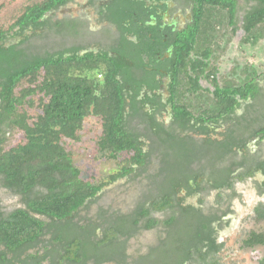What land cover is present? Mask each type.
I'll return each instance as SVG.
<instances>
[{
    "label": "trees",
    "instance_id": "obj_1",
    "mask_svg": "<svg viewBox=\"0 0 264 264\" xmlns=\"http://www.w3.org/2000/svg\"><path fill=\"white\" fill-rule=\"evenodd\" d=\"M67 1L31 0L15 9L8 3H0V12L3 8L8 12V15L0 16V54L8 56L7 60H0V124L7 129H18L25 135V142L5 149V131L0 128V184L19 193L25 204L6 214L0 211V264L107 262L111 258L96 255L97 250L112 248V241L128 230L156 225L159 220L149 216L150 211L176 207V189L173 178H169L158 187L155 195L149 196L148 208L139 203L129 213L119 216L116 223L106 221L100 237H96L94 223L91 227L89 223H72L71 216L105 185L134 174L137 169L143 170L148 153L141 147L140 133L129 128V118L133 116L137 101L134 97L129 103L126 101L120 76L123 80L127 78L119 71L122 65L116 57L106 50L77 55L75 48L38 53L26 46L30 41L26 32L33 31L35 37V31L46 25L59 28L60 21L49 24V18L45 16ZM253 1L256 6L243 17L242 44L255 45L264 35V0ZM116 2L109 17L118 24L116 15H130L131 11L127 0ZM192 2V23L177 33L169 102L182 127L188 125L191 129L193 124L199 123L200 130H204L205 122L216 123L220 117L230 119L241 102L253 100L260 91L258 79L264 72L257 73L252 65L240 68L243 76L238 82L226 81L220 87L216 79L217 68L211 64L213 45L218 28L224 22L235 31L237 3L235 0ZM53 31L60 33L61 29ZM14 36L23 38L19 43L7 44ZM199 79L209 80L215 89L212 97H207L209 102H204L206 109L195 113L190 109L189 99L202 101L205 96L201 93ZM185 91L191 96L183 98L181 92ZM251 105L252 102L247 108ZM89 116H93L101 127L98 146L103 154L109 158H115L121 152L129 154L119 170L98 182L80 177V170L68 150L69 142L79 139V131ZM244 127L235 125L227 129L226 140L221 144L223 154L235 153V149L246 153ZM254 135L264 137V126L254 130ZM161 145L164 157L170 152L177 156L184 148L174 139ZM219 148L214 145L212 152ZM213 157L212 154L211 161ZM258 166L264 172V161ZM231 171L230 166L225 167V176L229 177ZM253 172L254 168L248 167L236 177L244 180ZM200 181L198 178L195 183L199 185ZM226 186L230 187L231 182L227 181ZM36 187L45 191L30 197ZM255 213L256 219L262 222V229L246 235L242 240L245 248L264 244V206L258 205ZM41 217H46V222ZM219 219L220 215H204L190 206L178 205L176 214L161 221L168 227L167 237L162 240L163 244L152 250V253L159 250L160 256L146 255L144 260L149 264H183L185 261L215 264L208 259L221 244L214 240L215 229L211 223ZM85 225L91 228L89 233L84 232ZM45 228L46 234L52 232L50 250L42 254L38 251L27 253L22 257L44 234ZM258 264H264V257Z\"/></svg>",
    "mask_w": 264,
    "mask_h": 264
},
{
    "label": "flooded vegetation",
    "instance_id": "obj_2",
    "mask_svg": "<svg viewBox=\"0 0 264 264\" xmlns=\"http://www.w3.org/2000/svg\"><path fill=\"white\" fill-rule=\"evenodd\" d=\"M70 1L71 0H68L64 5L47 14L80 15V12L73 13L70 10H66L67 4ZM127 1L129 2L131 13L130 15H116V17H119L117 20L118 24L109 17L112 15L111 8L117 3L116 0H98L97 3H94L98 19L103 22L102 24L108 30L106 34L109 36L111 33L112 35L111 43L107 47L101 45L99 42L93 41L95 40L94 37L90 36L85 43L81 42L65 46L62 47L61 50L75 48V53L77 55H82L91 51L97 52L99 50H106L109 54L116 57L122 65L119 71L127 78L123 80L120 76L121 81L124 82L126 101L129 103L132 101V97L137 101V107L132 110L133 116L129 118L128 125L129 128L140 133L139 140L141 142V147L143 151L148 153L145 167L143 170L139 169V171H147L154 160L155 170L149 177L153 174L156 176L160 164H163L170 156L169 154L165 157L162 155V150L160 148L162 143L174 139L176 143H180V145L184 147L177 156L172 154L175 159L174 170H172V184H174L176 189L174 196L176 207L174 206L164 211H150L149 216L159 220V222L151 228H138L135 231L128 230L125 235L119 234L116 239L112 241L113 246L109 254L111 259L107 261L115 264H149L148 261L146 262V260H144V256L150 255L156 258L160 251L155 250V252L152 253V250L163 244L162 240L167 237L168 227L164 226L161 221L171 214H176L178 205L183 208L190 206L199 210L204 215H220L219 220L211 223V226L215 229L213 237L218 244L220 241H218L217 226L224 222L226 211H224L222 207L218 209L213 208L212 212L205 209L204 201L200 198L203 197L202 194L210 191L214 192L217 198L225 197V195L232 192L231 190L235 183L240 181L236 177L237 174L248 167L254 168V172L251 176H247L246 178L258 176L259 179H255L256 189L259 194H264V172L263 169L261 170L258 166L260 161H264V153H262L263 151L260 152V150L251 149L249 147L252 142L253 144L255 143V146H258L264 141V137L260 138L257 135L252 136L254 130L258 129L260 126H264V118L258 120L252 115L247 116L246 112L249 108H247V105L253 100H246L245 102H241L233 111L230 115V119L220 117L217 119L216 123H211V121L205 122L204 130H200L201 126L199 123L193 124V128L191 129L188 128V125L187 127H182L175 112L171 109V104L169 102L170 75L174 72L175 68V63H172V56L176 49L177 33L192 23L193 2L192 0ZM88 3L92 5L93 0H89ZM73 24L74 22L71 21L70 25ZM14 37L23 38V36ZM69 53L70 52H67V54ZM97 77L100 78L101 75L98 74ZM200 80L201 79H199L201 93L207 92L210 94V97H212V92L215 89L214 86L211 84L210 88L203 87ZM218 85L221 87L224 84L218 81ZM181 94L183 98L189 95L188 91L181 92ZM206 102H209V100H206ZM190 109L198 113L204 111L206 108ZM128 110L129 108L126 107V111ZM193 122L194 121L191 120V123ZM235 125H240L241 128L245 126L244 128H246L243 136V138H245L244 145L246 147V153L244 154L242 151H236L235 149V153L223 154L221 144L226 140V131L228 128L231 126L234 127ZM3 127L4 125L0 124V128L3 129ZM234 136L237 137V135ZM198 144L204 145L203 154L198 152ZM214 145H219L220 148L212 152V147ZM212 154L214 157L211 161ZM227 166H230L232 169L229 173V177L225 176L224 173V168ZM198 178H201L199 185L195 183V180ZM227 178L229 180H227ZM227 181L231 182L230 187L226 186ZM215 184L217 187L213 188L212 185L215 186ZM148 185L150 186L148 188L149 191L144 194V201L140 202L143 203V208L149 207V196L155 195L157 192L156 187L151 186L149 181ZM194 197H197L196 204L188 202L189 199ZM258 205L264 206V200L260 199V202L254 207L255 218V208ZM132 209L126 213L113 212V214H108L109 216H106L107 213H104L102 217L105 218L107 222L112 223L113 221L110 219L111 216L117 219L119 216L129 213ZM165 211H170L165 218L157 216ZM223 212L225 213L223 214ZM73 216L74 214L71 216V221L76 224L73 221ZM41 218L46 219V217ZM44 221L46 222V220ZM152 228L160 229V235L156 242L149 245L143 253L139 252L133 256H129L126 248L128 241L138 233ZM45 234L46 228L42 236ZM42 236L35 245L27 249L24 254L29 253V250L36 247V245L40 243ZM43 246L45 247V251L46 243ZM169 246L172 247L171 245ZM216 252L218 251L214 253ZM211 255H213V253ZM183 264L193 263L185 261Z\"/></svg>",
    "mask_w": 264,
    "mask_h": 264
},
{
    "label": "rangeland",
    "instance_id": "obj_3",
    "mask_svg": "<svg viewBox=\"0 0 264 264\" xmlns=\"http://www.w3.org/2000/svg\"><path fill=\"white\" fill-rule=\"evenodd\" d=\"M31 0H0V3L11 5L17 8L21 4L30 2ZM89 0H71L67 4L66 10H70L73 13L80 12V15H46L49 18V24L55 21H60L59 28L53 25H46V28L35 31L37 36H32L33 31L26 32V35L30 37V41L27 43V47L32 51L38 53L54 52L65 46L74 45L81 42H87L90 36L94 37L95 42H99L101 45L107 47L112 40V35L108 36L106 33L108 30L102 24L96 14V6L98 0H93L92 5L88 3ZM237 3L236 8V23L235 31H232V27L227 26L225 22L218 28V34L213 45V54L211 56V64L217 68L216 78L221 84L226 81L238 82L243 76L240 68L252 65L257 73L264 72V35L259 39L255 45L242 44L241 39L244 37V31L242 29V21L246 12L256 6V2L253 0H235ZM7 10L3 8L1 10V17L8 15ZM74 22L70 25V22ZM8 23V22H6ZM103 25V26H102ZM60 33H56L53 30H60ZM64 29V32H63ZM95 30V31H94ZM107 31V32H106ZM22 38L12 37L7 42L9 44L19 43ZM7 43V44H8ZM6 54H0V60L6 59ZM237 67H239L237 69ZM200 83L203 87H211V83L207 79H201ZM260 91L252 101L251 107L247 109V116L252 115L258 120L264 118V76L258 79ZM205 96L201 100L189 99L192 109L206 108L204 102L210 94L205 92ZM189 94L187 97H190ZM188 101V100H186ZM188 103V102H187ZM29 111H33L28 108ZM246 119V118H245ZM6 137L4 148L8 149L18 143L25 142V135L18 129H7L3 127ZM101 134V127L94 120L93 116L85 118L84 124L79 131L78 140L69 142L68 150L75 166L80 170V177L83 180L98 182L105 180L107 176L115 171L119 170L121 165L125 163V159L129 157V154L121 152L115 158H109L99 150L98 140ZM255 144V143H254ZM253 142L250 144L251 149L260 150L264 153V141L258 146H255ZM198 152L203 154L204 145L198 144ZM257 147V148H256ZM170 156L160 164V168L156 173L149 177L154 172L155 161L148 167L147 171L140 172L138 169L134 174H130L123 178H120L110 184L105 185L100 192L92 199L86 202L77 212L74 213L73 221L76 224L94 223L97 226L96 237H100L106 219L102 217L105 213L113 214L126 213L135 205L144 201V194L149 191V184L153 187H158L172 178V170H174L175 159L170 152ZM206 155V151H205ZM235 157V156H233ZM149 177V178H148ZM255 179L259 177L246 178L235 183L232 188V192L225 197L217 198L214 192H204L203 197H200L204 201L205 209L212 212V209H218L222 207L226 211L225 220L223 223L217 226L218 241L220 248L218 252L210 255L209 259L215 264H258L260 258L264 257V244L256 245L253 248H245L242 246V240L250 231H259L262 229V222L256 220L254 216V207L260 202V199L264 200V194L258 193L255 185ZM165 184V183H164ZM44 190L40 187L33 189L30 197H34L39 192ZM188 202H197V197L189 199ZM217 205V206H215ZM25 204L22 201V196L19 193H14L8 188L0 184V211L8 213L15 208L24 207ZM215 211V210H214ZM220 211V210H219ZM218 211V212H219ZM217 212V211H215ZM170 211L162 212L157 216L165 218ZM44 219V218H42ZM111 221L117 222L116 218L110 217ZM46 220V219H44ZM88 224V225H89ZM88 225H85L83 230L85 233H89L91 230ZM52 232H48L40 239V243L36 247L29 250V253L36 251L39 254L45 253L46 250H50L53 246L49 239ZM160 235L159 228H152L150 230L142 231L135 235L128 241L127 253L133 256L137 253H143L146 248L154 244ZM88 243V241H86ZM46 243V250L43 246ZM87 249V247H86ZM90 250L89 252H91ZM96 255L109 256L111 248L103 247ZM26 254V253H25ZM25 254H22L23 257ZM95 254V253H94ZM87 264H93L92 260H89ZM100 264H115L111 262H102Z\"/></svg>",
    "mask_w": 264,
    "mask_h": 264
},
{
    "label": "water",
    "instance_id": "obj_4",
    "mask_svg": "<svg viewBox=\"0 0 264 264\" xmlns=\"http://www.w3.org/2000/svg\"><path fill=\"white\" fill-rule=\"evenodd\" d=\"M9 44V43H8ZM12 44V43H11Z\"/></svg>",
    "mask_w": 264,
    "mask_h": 264
}]
</instances>
